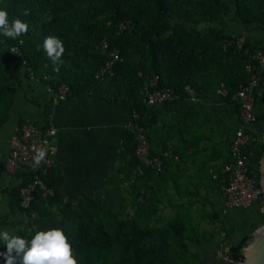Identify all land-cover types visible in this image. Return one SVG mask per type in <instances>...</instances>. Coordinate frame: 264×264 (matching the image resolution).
<instances>
[{"label":"trees","instance_id":"trees-1","mask_svg":"<svg viewBox=\"0 0 264 264\" xmlns=\"http://www.w3.org/2000/svg\"><path fill=\"white\" fill-rule=\"evenodd\" d=\"M0 7L7 9L9 21L20 18L28 24L27 33L17 39L0 35V128L10 115L21 85L17 74L28 76L29 70L46 73L51 85L60 82L68 85L67 96L89 93L106 100L112 90L102 87L101 82L110 78L119 84L115 85L118 87L116 98L121 97L129 110L139 113V121L151 145L150 152L159 155L164 148L157 150L147 132L153 111L141 101L144 84L157 75L158 86L171 87L178 93L177 99L162 104L186 110H192L196 103L185 97V85L192 86L199 97L215 95L218 88L225 87L228 95L217 96V99L233 105L235 110L237 102L231 94L249 76L245 69L249 59L247 52L264 43V0H0ZM25 12L28 14L22 15ZM124 20L129 24L120 29L119 24ZM219 21L220 27L216 26ZM230 23L246 31L243 48H236L232 43L223 47L224 41L242 34L227 30ZM255 29L262 32L259 38L253 37ZM49 35L60 38L65 48L58 72L43 50L44 38ZM101 42L107 44L105 52L100 49ZM12 45L20 49L18 55L9 52ZM112 47L118 49L120 60L114 62L111 75L96 79L94 73L99 64L110 58L107 51ZM260 75L254 106L264 108V70ZM259 120L264 121V109L256 113L254 123ZM122 141L123 153L136 167L134 142L126 129ZM228 145L229 138L227 152ZM250 149L258 174L256 159L264 154V140L253 142ZM168 159H164L161 172L146 169L143 173L147 177L163 175ZM39 177L51 193L42 196L36 189L27 207L20 205L19 188L29 177L22 178L12 188L2 189L9 196V209L0 216V227L8 224L9 218H27V230L22 228L17 233L29 239L36 230L61 228L72 243L78 264H169L162 233L151 232L153 229L149 226L134 227L121 219L116 222V230L104 227L97 221V210H101L102 203L87 192L72 196L76 202L83 197L84 206L68 204L58 214L52 213L50 208L64 197L68 176L55 164ZM139 206L144 213L151 212L147 206ZM260 217L264 220V212ZM224 230L225 237L233 233L232 226ZM248 237L242 236L233 245L224 244L223 252L229 260L220 264H236L241 260V249ZM4 251L6 246L0 243V252ZM211 258L199 264H215V258ZM0 264H4L3 256H0Z\"/></svg>","mask_w":264,"mask_h":264},{"label":"crops","instance_id":"crops-1","mask_svg":"<svg viewBox=\"0 0 264 264\" xmlns=\"http://www.w3.org/2000/svg\"><path fill=\"white\" fill-rule=\"evenodd\" d=\"M226 29L229 31L238 29L237 32L240 33L244 31L243 27H239L235 23H230ZM253 35L261 36L262 34L253 32ZM29 81L18 86L10 115L0 128V216L6 214L9 209V196L4 194L2 189L12 188L19 182L18 174H9L5 170V162L8 155L10 136L14 126L20 120L28 119L35 122L46 120L56 128L55 140L59 148L56 164L61 166L67 174V183L71 180L68 185L66 183V190L72 182L71 186L74 187L76 184L84 183L85 173L88 170L95 169L97 174H101L94 167L96 165H104L103 171L110 170L114 165L116 166L114 172L122 174L119 166L124 165L129 160V156L122 151L124 149L122 139L125 122L130 115V111L128 104L123 99L119 100L121 97L116 100V96L113 95L115 99L109 98L106 100L88 93L71 94L65 100L59 102L49 101L44 105L45 107L40 109V107L34 106L37 104L42 106L44 104L42 101L50 100L51 92L47 91L48 88L45 91L43 90V83ZM104 84L105 80L101 82V86L108 89ZM207 96H200L197 101L200 104H196L192 110L182 108L181 110L170 105L160 104L161 107L165 108L162 111L168 114L170 118L166 120L160 118L161 122L158 125L155 122L156 113L153 112L150 115L153 117L150 121L153 130L150 139L153 146L157 150L164 148V150L176 155V158L169 157L166 169L171 176L176 177L177 181L185 182L187 179H191L192 181H186V183L192 184L188 187H195L193 182H199L200 185V181L207 177L208 173L210 174V169L218 167L224 160L229 158L227 149L223 153L216 152L217 148L220 149L218 137L221 136L222 132H225L230 124H234L230 126L232 129L238 126L233 106L224 103L219 98L217 99V95H214L216 104H223L222 107L232 106L234 115L228 116L227 120L221 119L219 122L220 127L211 124L209 116L211 113H208L203 103ZM263 109L262 105H256L255 107L257 114H260ZM44 113H46L47 119H45ZM259 122L261 123L260 126ZM259 127L264 129L263 120L251 124L250 129L258 134L260 129L257 128ZM212 129L214 131L211 133ZM217 159L220 162L216 163ZM87 166H90V168ZM107 166L109 169H106ZM176 185L177 188L183 190V195L181 193L173 197L182 202L184 201L182 197L191 189L188 188L184 191L185 185L183 183H177ZM173 191L174 188L171 192ZM220 209L222 210L223 207ZM257 214L255 203L242 211L228 209L225 217L230 221L233 233L227 236L229 239L227 245L236 244L242 236L248 235V229L254 228L253 224L261 219L260 212L259 218L256 216ZM210 241H204L201 244H207ZM215 249L206 259L211 260L212 256L215 258L214 263L216 264L218 260L215 257Z\"/></svg>","mask_w":264,"mask_h":264},{"label":"rangeland","instance_id":"rangeland-1","mask_svg":"<svg viewBox=\"0 0 264 264\" xmlns=\"http://www.w3.org/2000/svg\"><path fill=\"white\" fill-rule=\"evenodd\" d=\"M220 22L221 21H219L216 26L220 27L222 25ZM237 30L238 29L234 30V34L236 35L239 33ZM254 32H257V34L262 33L257 29H255ZM242 33L245 34L246 31H243ZM258 36L260 35H253L255 38H259ZM40 74L42 73L35 75V79L32 78L30 79L31 81L22 78V73H20V75L17 74V76H20L21 84H26L28 81L39 84L43 83L45 86L42 85V88H44L43 90L45 91L47 90L49 82L45 81L46 78L44 77H46V75L41 77ZM104 80V85L108 88V90H112L110 98L115 99L114 96L117 95L116 88H118L115 87V85L119 84H116L115 81H111L110 78L102 79V81ZM214 97V95L207 96L203 103L205 104L204 107H206L208 113H211L209 115L211 119L210 123L219 126L221 119L227 120L228 116L234 115L232 108L233 105H226L225 107H222L223 104H216V98ZM116 100H118V98H116ZM119 100H122V98ZM46 101H42V103H44L42 106L37 104L34 107H40V109L45 107L44 105H46V103L49 101L53 102L52 96L50 100L48 99ZM197 101L195 103L199 105L200 103H197ZM164 109L165 108L161 107L160 104L149 107V110L156 113L155 115L157 117L155 122L157 125L161 122L160 118H164L165 120L170 118L168 114L162 111ZM44 114L45 119H47L48 117L46 113ZM213 118L216 119L213 120ZM43 121L44 120H40L38 122ZM232 124L228 126V129L225 130V132L221 133L220 137H218L220 149L217 148L216 152H226L227 139L234 130L230 127ZM260 124L261 123L259 122V126ZM257 129L259 130L260 127ZM260 130L257 134L258 142L260 140H264V129L261 131ZM213 131L214 129L211 130V133ZM147 132L152 138L153 130L151 125L147 129ZM260 158L261 157L256 159L257 168H259ZM108 160H110V158H108ZM218 162L220 161L217 159L216 163ZM131 164V161L128 160L124 165L119 166V168L123 167V170H121L125 172L122 174L114 172L116 167L114 165L112 168H110V170L105 171L102 170L104 165L94 166L98 171L101 172V174H97L95 169L86 171L84 183L76 184L74 187L73 185L71 186L73 183L72 182L69 185V188H67L62 200L56 205L52 206L50 211L52 213L58 214L59 210L63 206L66 207L68 204L71 207H74L77 204L84 206L85 203L82 196L79 202L73 200L72 196L75 194L74 192H77V196H79L80 191L87 192L91 196L98 197L100 203H102L101 210H97V221L104 227H111L113 230H116V222L121 219L127 221L134 227L143 225L149 226L153 229L151 232L156 234L162 233L161 236L164 237L163 244L165 245L167 254L169 256V264H199L201 260L206 259L210 254H212L219 242H222L223 245L227 244L229 240L228 237L226 236L223 238V240H221L220 236L218 237V230H224L227 228V226L228 228L231 226L230 221L226 222L225 219V214L228 212V210L224 212L226 208L223 202L221 188L212 180L209 173L207 177H204L200 181V185L199 182H193L195 183V187H188L192 184H188L186 181H192L191 179H187L185 182L177 181L176 177L173 175L171 176L168 170L163 172V175H151L150 181L152 183H150V181L147 179L148 177L144 173H138L136 167H133ZM90 166L87 167L90 168ZM106 169H109V167L107 166ZM257 179L259 181V171ZM69 181L67 185L69 184ZM138 182L140 185L135 186V184ZM177 183H183L185 185L184 191L188 188L191 189L190 192L185 193V196L182 197L184 200L182 202H179L175 197H173L176 196V194L180 195L183 192V190L177 188ZM173 188L174 191L171 192ZM135 189H138L136 195L134 194ZM181 195H183V193ZM139 205L147 206L151 209V212L144 213ZM255 205H257L258 214L256 216L258 217L259 212H264V200L261 202H255ZM222 207L223 209L221 210L220 208ZM89 209L92 210V208ZM94 211H96V209H94ZM26 219L27 218L22 217L9 218L7 219L8 224L2 225L0 230L10 229L15 230L16 232L22 228L27 230V225L25 224ZM263 222L264 220L259 219L253 224V227L256 228ZM254 228L250 230L248 229V236H251ZM204 241L210 242L207 244H201ZM223 261L226 260L221 259L217 261L216 264H220Z\"/></svg>","mask_w":264,"mask_h":264},{"label":"built area","instance_id":"built-area-1","mask_svg":"<svg viewBox=\"0 0 264 264\" xmlns=\"http://www.w3.org/2000/svg\"><path fill=\"white\" fill-rule=\"evenodd\" d=\"M129 21L124 20L119 24L120 29L125 28ZM264 36L262 37V39ZM245 35L238 34L223 42V47L232 43L236 48H243ZM106 42L100 43L102 52L106 51ZM13 53H18V48H11ZM109 59L99 64L94 73L96 79L113 73V64L120 60L119 51L116 47L107 51ZM249 59L245 63V69L249 76L245 81L239 83L231 94V98L237 102L236 116L239 125L233 130L229 137L228 155L229 158L223 161L218 167L210 169V177L217 183L223 194V202L228 209L242 210L255 202H261V188L258 185L257 171L252 160V149L250 146L258 140L255 131L250 129L251 124L256 119L255 93L260 83V72L264 70V43L252 51L247 52ZM29 78H33V72L29 70ZM52 101L59 102L66 99L68 85L60 82L55 89L50 86ZM183 93L187 100L197 101L199 96L197 91L190 85L183 87ZM228 90L225 87L216 90L217 96H227ZM178 98V93L171 87L158 86L157 75H154L141 89V101L147 106L162 104ZM125 129L132 135L134 142V155L138 163L136 169L138 173H143L146 169L161 172L165 158H176L168 150H163L160 155L150 152L151 145L146 135L143 124L139 121V113L135 109L130 110V116L125 123ZM57 130L50 123L35 122L28 119L20 120L13 128L9 139L8 155L5 162V170L9 174H18V181L24 177L29 180L19 188L20 205L27 207L34 198L33 191L40 190L41 195L51 193L40 179L39 174L44 173L49 167L56 164L58 144L55 140ZM43 147L47 150L44 161L35 165L33 157L34 148ZM221 240L225 237V231L218 230V237ZM215 257L219 260L229 258L223 252V243L219 242L215 249Z\"/></svg>","mask_w":264,"mask_h":264},{"label":"clouds","instance_id":"clouds-1","mask_svg":"<svg viewBox=\"0 0 264 264\" xmlns=\"http://www.w3.org/2000/svg\"><path fill=\"white\" fill-rule=\"evenodd\" d=\"M27 14L25 12L22 15ZM27 31L28 24L26 22L20 18H13L9 21L7 9L0 7V35L14 40L26 34ZM14 47L18 48V46L12 45L9 47V52L13 53L11 48ZM43 50L53 62L54 70L58 72L65 52L62 40L53 35L46 36L43 41ZM19 52L20 49L18 48V53L13 54L18 55ZM22 62L25 63L26 61L23 60ZM32 72L35 79L37 74ZM27 75L23 76L22 74V78L30 80L29 72ZM44 75H46L45 81L49 82L47 88L54 86L52 89H55L59 83L51 85L48 75L40 74L41 77ZM34 152V164L39 166L44 161L47 150L43 147H36ZM0 243L6 246V251L0 252V256L4 257V264H78L72 243L61 228L36 230L30 239L18 234L15 230L3 229L0 230Z\"/></svg>","mask_w":264,"mask_h":264},{"label":"water","instance_id":"water-1","mask_svg":"<svg viewBox=\"0 0 264 264\" xmlns=\"http://www.w3.org/2000/svg\"><path fill=\"white\" fill-rule=\"evenodd\" d=\"M259 186L264 200V154L259 160ZM242 259L236 264H264V222L258 225L241 249Z\"/></svg>","mask_w":264,"mask_h":264}]
</instances>
